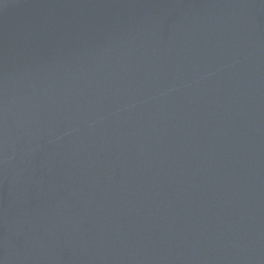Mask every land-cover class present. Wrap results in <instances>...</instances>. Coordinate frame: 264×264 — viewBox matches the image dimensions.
I'll return each mask as SVG.
<instances>
[{
  "label": "water",
  "instance_id": "1",
  "mask_svg": "<svg viewBox=\"0 0 264 264\" xmlns=\"http://www.w3.org/2000/svg\"><path fill=\"white\" fill-rule=\"evenodd\" d=\"M0 264H264V0H0Z\"/></svg>",
  "mask_w": 264,
  "mask_h": 264
}]
</instances>
